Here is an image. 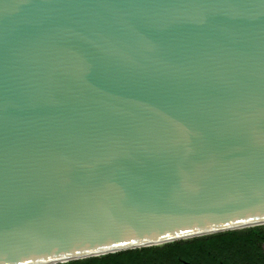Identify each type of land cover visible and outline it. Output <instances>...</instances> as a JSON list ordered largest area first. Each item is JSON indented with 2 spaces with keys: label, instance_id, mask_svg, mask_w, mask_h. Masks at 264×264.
Wrapping results in <instances>:
<instances>
[{
  "label": "water",
  "instance_id": "1",
  "mask_svg": "<svg viewBox=\"0 0 264 264\" xmlns=\"http://www.w3.org/2000/svg\"><path fill=\"white\" fill-rule=\"evenodd\" d=\"M264 226V0H0V264Z\"/></svg>",
  "mask_w": 264,
  "mask_h": 264
},
{
  "label": "trees",
  "instance_id": "2",
  "mask_svg": "<svg viewBox=\"0 0 264 264\" xmlns=\"http://www.w3.org/2000/svg\"><path fill=\"white\" fill-rule=\"evenodd\" d=\"M263 245L264 226H258L65 264H179L180 261L191 264H211L210 261L221 257L234 259L236 263L248 258H259L249 264H262L264 262Z\"/></svg>",
  "mask_w": 264,
  "mask_h": 264
},
{
  "label": "flooded vegetation",
  "instance_id": "3",
  "mask_svg": "<svg viewBox=\"0 0 264 264\" xmlns=\"http://www.w3.org/2000/svg\"><path fill=\"white\" fill-rule=\"evenodd\" d=\"M254 260H259V258H253V259L248 258L247 260H240L238 263H236L234 261V259H231V258H228V257H221V258H216L215 260L210 261V262H211V264H249V262H252ZM179 264H191V263H188V262H185V261H180Z\"/></svg>",
  "mask_w": 264,
  "mask_h": 264
},
{
  "label": "rangeland",
  "instance_id": "4",
  "mask_svg": "<svg viewBox=\"0 0 264 264\" xmlns=\"http://www.w3.org/2000/svg\"><path fill=\"white\" fill-rule=\"evenodd\" d=\"M263 250H264V245H263Z\"/></svg>",
  "mask_w": 264,
  "mask_h": 264
}]
</instances>
